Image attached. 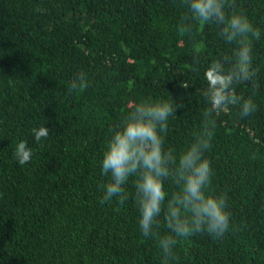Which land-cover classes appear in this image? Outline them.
<instances>
[{
  "label": "trees",
  "instance_id": "obj_1",
  "mask_svg": "<svg viewBox=\"0 0 264 264\" xmlns=\"http://www.w3.org/2000/svg\"><path fill=\"white\" fill-rule=\"evenodd\" d=\"M236 4L261 33L251 53L258 87L235 84L256 111L221 112L205 152L230 229L182 241L173 264H264V0ZM186 12L182 0H0V264H165L141 233L134 178L119 212L115 197L100 203L101 159L109 129L145 98L183 104L163 133L166 150L182 151L200 128L205 68L235 46L215 24L180 36ZM81 71L89 86L68 94ZM42 123L49 136L37 142L31 130ZM20 140L33 150L24 165L13 155ZM158 221L166 233L163 213Z\"/></svg>",
  "mask_w": 264,
  "mask_h": 264
},
{
  "label": "clouds",
  "instance_id": "obj_2",
  "mask_svg": "<svg viewBox=\"0 0 264 264\" xmlns=\"http://www.w3.org/2000/svg\"><path fill=\"white\" fill-rule=\"evenodd\" d=\"M182 4L187 12L177 26L180 36L191 35L197 26L215 24L223 40L235 46L231 58L213 59L205 68L206 88L202 95L207 107L200 128L182 151L166 150L163 133L167 131L170 117L183 104L145 98L127 109L122 122L109 129L111 135L101 159L102 174L108 180L100 186L103 193L100 203H111L115 197V211L119 212L128 198L125 185L134 178L141 233L156 239L165 264H173L178 259L174 251L177 245L194 234L206 231L222 238L229 231L231 214L226 205L227 194L211 189L214 173L205 152L211 147L217 126L215 117L221 112H227L230 106H238L241 117L256 111L253 98L238 95L235 84L248 82L253 91L258 87L251 53L253 40H258L261 33L238 8L236 0H182ZM202 48V43L196 45L194 62L198 61ZM89 84L86 73L78 72L67 92L86 89ZM31 132L37 142L49 136L43 123ZM13 155L24 165L31 161L33 150L27 140H20ZM165 180L176 186L170 194ZM162 213L167 229L164 234L157 230Z\"/></svg>",
  "mask_w": 264,
  "mask_h": 264
}]
</instances>
